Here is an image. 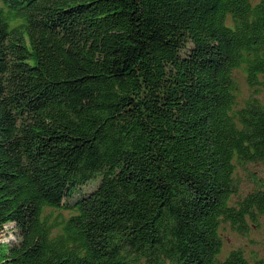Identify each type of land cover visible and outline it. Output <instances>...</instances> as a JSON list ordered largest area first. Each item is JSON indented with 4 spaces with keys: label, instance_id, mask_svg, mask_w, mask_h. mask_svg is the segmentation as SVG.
I'll list each match as a JSON object with an SVG mask.
<instances>
[{
    "label": "trees",
    "instance_id": "16d2710c",
    "mask_svg": "<svg viewBox=\"0 0 264 264\" xmlns=\"http://www.w3.org/2000/svg\"><path fill=\"white\" fill-rule=\"evenodd\" d=\"M264 0H0V264H264ZM17 240L5 242L9 225Z\"/></svg>",
    "mask_w": 264,
    "mask_h": 264
},
{
    "label": "rangeland",
    "instance_id": "374dc122",
    "mask_svg": "<svg viewBox=\"0 0 264 264\" xmlns=\"http://www.w3.org/2000/svg\"><path fill=\"white\" fill-rule=\"evenodd\" d=\"M236 78L240 89L238 105L243 106L244 101L252 97H258L264 101V90H261L260 95L257 94V91L248 85L242 72H237ZM237 176L239 177L240 193L234 197V200L257 189L256 179L264 178V165L248 164L239 167ZM13 227V224L7 227L4 235L5 242L17 240V235L12 230ZM221 235L223 239L221 259L226 258L234 250L242 251L250 261L264 257V214L258 216L256 222L249 220V230L244 233H239L230 225L224 224L221 228Z\"/></svg>",
    "mask_w": 264,
    "mask_h": 264
}]
</instances>
